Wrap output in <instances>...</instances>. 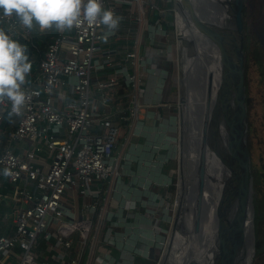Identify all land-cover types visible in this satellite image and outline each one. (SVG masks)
<instances>
[{
    "label": "built area",
    "instance_id": "built-area-1",
    "mask_svg": "<svg viewBox=\"0 0 264 264\" xmlns=\"http://www.w3.org/2000/svg\"><path fill=\"white\" fill-rule=\"evenodd\" d=\"M159 1L100 0L121 18L114 33L87 22L56 30L38 59L33 84L21 88L27 100L20 113L11 112L7 99L0 101V177L11 201L0 213V264L12 256L13 264L121 261L124 243L138 226L134 219L125 236V218L151 199L134 194L139 158L133 159L135 169L120 155L123 127L125 145L130 136L138 140L150 120L172 119L162 114L170 107L162 93L164 65L174 60L167 30L175 27L174 14L164 27L173 0ZM0 30L10 38L32 36L14 16L0 14ZM151 215L145 216L150 225ZM150 247L135 248L150 259Z\"/></svg>",
    "mask_w": 264,
    "mask_h": 264
},
{
    "label": "water",
    "instance_id": "water-1",
    "mask_svg": "<svg viewBox=\"0 0 264 264\" xmlns=\"http://www.w3.org/2000/svg\"><path fill=\"white\" fill-rule=\"evenodd\" d=\"M243 5L244 0H173L179 119L176 203L169 233L156 264H242L243 250L247 247V221L252 211ZM187 28L194 35H202L207 44L217 50L220 67L203 44V53L198 60L196 43L184 35ZM186 56H190L194 73H184ZM204 64H209L213 70L203 72ZM200 72L203 78H200ZM194 88L202 89L203 102L192 121L184 113V101L185 91ZM212 117L217 122L219 149L214 152L216 159L209 162L204 149L199 151L198 146L208 140ZM188 148L194 150L191 161L186 156ZM206 162L213 165L207 173ZM205 189L214 192L211 201L204 200ZM213 204L216 234L214 240L203 245L204 211ZM230 214L235 215L236 223L228 240L221 224ZM251 238V246H254L253 234Z\"/></svg>",
    "mask_w": 264,
    "mask_h": 264
},
{
    "label": "rangeland",
    "instance_id": "rangeland-1",
    "mask_svg": "<svg viewBox=\"0 0 264 264\" xmlns=\"http://www.w3.org/2000/svg\"><path fill=\"white\" fill-rule=\"evenodd\" d=\"M172 3L168 11L173 7ZM244 6L243 34L244 39L247 40L244 48V62L247 67L244 70V81L245 92L250 97L249 105L246 107V117L252 204L248 220L251 221L254 240L256 238L261 240L260 248L251 246L249 264H261L264 261V0H244ZM170 12L165 13L167 19V23H164L165 28L168 27L167 24L172 25L171 17L174 12L173 10ZM35 29L36 27L32 31ZM167 30L172 32L170 51L173 52L174 60L173 69L167 74V92L164 100L172 108L173 118L169 122L150 120L138 140L135 135L130 136L125 145L123 143L128 129L123 127V135L118 141L120 155L126 154V158L131 159L127 163H130L132 168L136 166V160L133 159L139 158L136 166L137 174L132 178L133 186L137 187L134 194L137 197L149 194L151 199L143 201L135 215L134 212L128 213V216L134 217L125 218V236H128L134 219L138 226L132 229L131 238L124 243L122 259L117 264H156L169 233V221L174 211L178 167V55L174 40L175 27L172 26ZM37 33L41 34L42 30L38 28ZM19 37L24 40L31 38L30 34L28 36L20 34ZM254 47L257 53L253 50ZM257 59L261 60L260 64ZM127 115L131 119V116ZM140 126L141 122L137 123V127ZM138 133L139 130L136 129L135 134ZM126 180L129 182V179ZM149 190L154 191V194L151 195ZM147 212L152 214L150 216L153 217L152 225L145 217ZM138 242L141 244H137ZM135 247H140L141 251L147 250V247H150V250L158 249L159 255L157 259H145L137 254L138 249Z\"/></svg>",
    "mask_w": 264,
    "mask_h": 264
},
{
    "label": "clouds",
    "instance_id": "clouds-1",
    "mask_svg": "<svg viewBox=\"0 0 264 264\" xmlns=\"http://www.w3.org/2000/svg\"><path fill=\"white\" fill-rule=\"evenodd\" d=\"M0 14L14 16L28 30L38 27L60 32L87 22L102 25L112 34L121 19L100 0H0ZM31 67L26 46L0 30V101H10L12 113L19 114L26 103L21 88Z\"/></svg>",
    "mask_w": 264,
    "mask_h": 264
},
{
    "label": "bare ground",
    "instance_id": "bare-ground-1",
    "mask_svg": "<svg viewBox=\"0 0 264 264\" xmlns=\"http://www.w3.org/2000/svg\"><path fill=\"white\" fill-rule=\"evenodd\" d=\"M184 35L186 37L193 39L194 42L196 43V47H197L196 53L198 52V55H197L198 60H200L202 53H203V51H202V49H203L202 44H203V45H206V47H207V50L206 49L205 50L210 55H212V57L215 58V64H217L220 67L221 61H220V57L218 56L217 50L215 48H213L212 46H210L209 44H207L208 41L203 39L202 35L200 36L199 33H196L194 35L193 32L189 28L184 30ZM182 54H183V52H182ZM205 55H207L206 52H205ZM189 57L190 56H186V64L183 66V69H184V73H190L191 74V73H194L195 71H193L194 70L193 64L191 63V59ZM197 63H201V62H197ZM211 67L212 66H210L209 64H204V66L202 67V70H203V72L206 70L212 71L213 69ZM197 69H199V68L197 67ZM212 74L214 77L215 71H213ZM203 76L204 75L200 72V78H203ZM202 92L203 91L201 88H198V89L194 88L191 91H185L184 113H185L187 118L191 117L192 121H195V112L199 109V107L201 106V103L203 102ZM185 115H184V117H185ZM212 118H213V119H211L212 128L209 130L208 140H207V142L200 144L198 146L199 151L201 148L204 149L205 154H206V161L208 160L209 162L216 159V154L214 152H217V150L219 149V144L217 143L218 142L217 122H216L215 117H212ZM193 153H194L193 149H190V148L187 149L186 156H187V158H190L189 161L192 160ZM212 167H213V165H210V163L206 162V166H205L206 173ZM212 197H214V192H212L211 189L210 190L205 189L204 190V200L205 201H211ZM174 206H175V204H174ZM214 207H215L214 204L210 205L204 211V217H203L204 220L201 224L203 232H204V239L202 241L203 245H206V243L209 242V240L211 241L214 238V235L216 234V222H215L216 215H215V208ZM247 222H248L247 231H246V245H247V247H245V249L243 250V255L241 257L242 258V260H241L242 264H244L245 262H246V264L249 263L250 248L252 245L251 244V242H252L251 237H252L253 233H252V229H251V221L248 220ZM235 223H236L235 215L233 217V215L230 214L227 216V218H225V220L221 224L222 230L227 234L228 240L230 239V235H232V233L234 231ZM164 245H165V243H164ZM237 264H240V262H237Z\"/></svg>",
    "mask_w": 264,
    "mask_h": 264
},
{
    "label": "trees",
    "instance_id": "trees-1",
    "mask_svg": "<svg viewBox=\"0 0 264 264\" xmlns=\"http://www.w3.org/2000/svg\"><path fill=\"white\" fill-rule=\"evenodd\" d=\"M244 11H245V6L243 5V14H244ZM170 14H171V12H170ZM243 25H244V22H243ZM37 29H38V27H36V29L34 31H32V36L29 40H24L19 36H15V37L11 38V39L17 41L18 43H20L21 45L26 46V48H27L28 59H29L32 67H31V71L26 76L24 84H30V85L33 84L34 73L36 70L38 59H39L40 55L42 54V52L45 50L47 43L50 41L51 37L56 34V30L54 28L42 30L41 34L37 33ZM246 43H247V40L244 39V48L246 46ZM253 50L255 51L256 47H254ZM257 61H258V64L261 63L260 59H257ZM243 65H244V70L247 69L245 62ZM249 99H250V97L246 94V99H245L246 107H248V105H249ZM162 114H164V115L167 114L165 109H163ZM5 117H6V119L10 118L8 114L5 115ZM260 244H261V240L259 238H256L254 240V247L256 249H258V248H260ZM158 255H159L158 249L152 250L149 252L150 259H152V258L157 259ZM261 264H264V261Z\"/></svg>",
    "mask_w": 264,
    "mask_h": 264
},
{
    "label": "crops",
    "instance_id": "crops-1",
    "mask_svg": "<svg viewBox=\"0 0 264 264\" xmlns=\"http://www.w3.org/2000/svg\"><path fill=\"white\" fill-rule=\"evenodd\" d=\"M156 3H160V1L156 0ZM154 16H156V14L154 13ZM130 28L134 29L135 27L133 26V24L129 25ZM122 31H124V29H122ZM160 40H163V37L161 36H157ZM161 44V43H160ZM166 69L168 70V73L173 69V63H166ZM168 81V79L166 78V82ZM27 84H23L22 87H24ZM30 85V84H28ZM167 87L165 84V88L163 90V97H165V93L167 92ZM165 111L167 112V114L165 116H171V118H173V111L172 108L167 107L165 108ZM20 144L21 145H28L27 140H20ZM9 195H10V189L6 184V180H4V178L0 177V213L4 214L7 210H9V207L11 206V201L9 199ZM0 227L2 229H4V226L2 224V222L0 221ZM152 251V250H150ZM15 257L12 256L10 257L9 261L7 262V264H13L15 262Z\"/></svg>",
    "mask_w": 264,
    "mask_h": 264
}]
</instances>
